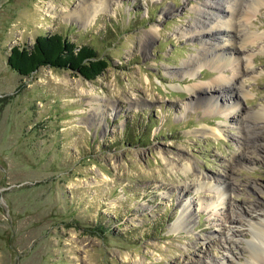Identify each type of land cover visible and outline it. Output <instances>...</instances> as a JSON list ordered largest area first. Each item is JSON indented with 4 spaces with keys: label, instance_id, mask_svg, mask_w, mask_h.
<instances>
[{
    "label": "rangeland",
    "instance_id": "rangeland-1",
    "mask_svg": "<svg viewBox=\"0 0 264 264\" xmlns=\"http://www.w3.org/2000/svg\"><path fill=\"white\" fill-rule=\"evenodd\" d=\"M96 3L0 0V264H264L251 227L264 224V0L239 20L260 39L237 41L224 64L237 85L216 108L189 91L215 87L212 64L181 75L201 49L186 30L202 0H107L82 19ZM52 33L108 66L86 80L7 65L13 46Z\"/></svg>",
    "mask_w": 264,
    "mask_h": 264
},
{
    "label": "bare ground",
    "instance_id": "bare-ground-1",
    "mask_svg": "<svg viewBox=\"0 0 264 264\" xmlns=\"http://www.w3.org/2000/svg\"><path fill=\"white\" fill-rule=\"evenodd\" d=\"M91 1L97 3L94 4L95 7L94 6L85 7V10L83 7V11L85 13H82L83 15L82 19H85V17L88 15V13L86 12L95 10L94 13H96L97 11H99L98 7L102 8L103 5L105 4V1L107 0H91ZM224 1L226 2L227 4L226 7L228 9L226 14L220 10V5H219L221 4L220 0H202L201 4L203 5V8L199 9V11L197 12L199 18L196 19L193 24H189L191 26L186 30L189 35L192 34V37L194 38L200 37V39L203 41L200 42L201 49H199L197 53H194L195 55L189 56L188 59L183 62L181 75L188 76L189 78H193L196 75V72L199 69H201L202 65L205 63L209 65L212 64L211 65L212 69L219 71L221 73V76L218 77L217 80H215V83H213L215 85L213 89L206 88L198 84L190 85L189 91H192L193 93L195 92L196 94L195 96L192 97L193 99L192 101L193 104L197 106L204 105L207 108H216V104H217L216 102H219L220 100L225 101V97L221 94L222 89L226 88L227 86L226 84H230L231 86L233 85V89H234L236 87L235 85H237L236 81L238 78L236 79V77L234 76L235 74L227 75L226 73L228 72V70L225 68L224 64L228 62L231 56H233L234 58L237 57L236 54H238V51L241 50V48L238 45L239 43L240 46H242L241 44H243L244 46L247 44H253L257 39H260L259 35L251 36L248 35L246 31L244 32L239 20L244 17H245L244 20L248 19L250 17L248 12L252 9V5L261 3L263 0H246L247 3L245 5L246 12L240 9V5H242L241 4L242 0H228V1L224 0ZM166 11H169V8H166L164 13H167ZM208 11H213V13ZM52 14L50 13L47 15L53 16ZM242 14H244V16H242ZM214 20H218V21L214 22ZM157 30H158L157 26H152L149 30L146 31L145 34L142 35L143 36L141 42L142 50L148 49L147 47H150L154 37L156 36L155 33L157 32ZM223 37H225L227 40L224 41L222 39ZM220 39H222L223 42H220ZM226 41H229L230 44L225 43ZM224 49L225 51L228 50V52L227 53L224 52L223 51ZM241 70H243L244 72L245 66L244 67L242 66ZM131 99L133 100V103H136L138 98L135 99L134 97ZM111 106L113 107V109L115 108L114 104H111ZM228 109L230 108L229 107L226 108V110ZM203 132H208V130L203 129ZM184 169L186 171L189 169L191 170L192 164L189 163L187 165H184ZM189 210H190V203L189 204L184 203L182 205L181 214L177 219L178 228L181 226L186 227L188 225V220L186 219V217L188 215ZM251 227L256 233H258L260 236L264 238V224H258V225L251 224ZM252 240L254 241L253 244L257 247L258 250H260L259 252L264 255V245L261 242V240H259L256 235H253Z\"/></svg>",
    "mask_w": 264,
    "mask_h": 264
},
{
    "label": "trees",
    "instance_id": "trees-1",
    "mask_svg": "<svg viewBox=\"0 0 264 264\" xmlns=\"http://www.w3.org/2000/svg\"><path fill=\"white\" fill-rule=\"evenodd\" d=\"M7 65L20 76H29L40 67L71 70L93 80L108 66L91 45H77L59 33L38 35L30 48L13 46Z\"/></svg>",
    "mask_w": 264,
    "mask_h": 264
}]
</instances>
